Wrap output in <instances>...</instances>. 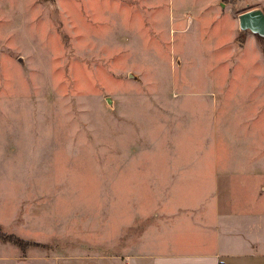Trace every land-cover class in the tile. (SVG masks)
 <instances>
[{
    "label": "rangeland",
    "instance_id": "374dc122",
    "mask_svg": "<svg viewBox=\"0 0 264 264\" xmlns=\"http://www.w3.org/2000/svg\"><path fill=\"white\" fill-rule=\"evenodd\" d=\"M18 8L0 34V241L48 264L120 258L190 197L182 164L264 157V30L240 24L264 0Z\"/></svg>",
    "mask_w": 264,
    "mask_h": 264
},
{
    "label": "crops",
    "instance_id": "0c3cea01",
    "mask_svg": "<svg viewBox=\"0 0 264 264\" xmlns=\"http://www.w3.org/2000/svg\"><path fill=\"white\" fill-rule=\"evenodd\" d=\"M46 1L0 0V34L12 32L18 7H29L31 18L32 7L37 16ZM236 155L233 159L231 152V162L199 159L182 164L193 168L179 175L190 197L157 211L159 223L153 231L160 233H153L150 241L137 240L135 250L120 258L75 254L57 264H264V157L247 147ZM3 248L2 254L19 264H48L47 255H26L9 241H0Z\"/></svg>",
    "mask_w": 264,
    "mask_h": 264
},
{
    "label": "water",
    "instance_id": "95a60500",
    "mask_svg": "<svg viewBox=\"0 0 264 264\" xmlns=\"http://www.w3.org/2000/svg\"><path fill=\"white\" fill-rule=\"evenodd\" d=\"M240 24L244 28L262 31L264 30V12L261 9L248 10L241 14Z\"/></svg>",
    "mask_w": 264,
    "mask_h": 264
},
{
    "label": "built area",
    "instance_id": "2783aa9c",
    "mask_svg": "<svg viewBox=\"0 0 264 264\" xmlns=\"http://www.w3.org/2000/svg\"><path fill=\"white\" fill-rule=\"evenodd\" d=\"M131 264H136V263H131Z\"/></svg>",
    "mask_w": 264,
    "mask_h": 264
}]
</instances>
